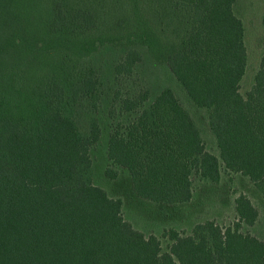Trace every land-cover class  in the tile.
<instances>
[{"label": "trees", "instance_id": "1", "mask_svg": "<svg viewBox=\"0 0 264 264\" xmlns=\"http://www.w3.org/2000/svg\"><path fill=\"white\" fill-rule=\"evenodd\" d=\"M235 2L0 0V264H264V242L242 232L259 217L245 194L232 226L165 230L164 247L93 180L92 151L107 136V176L126 172L141 200L188 204L197 182H221L222 168L264 194V56L243 95ZM107 45L127 50L108 90L89 62ZM139 48L204 113L219 155L173 89L123 80L143 60Z\"/></svg>", "mask_w": 264, "mask_h": 264}, {"label": "rangeland", "instance_id": "2", "mask_svg": "<svg viewBox=\"0 0 264 264\" xmlns=\"http://www.w3.org/2000/svg\"><path fill=\"white\" fill-rule=\"evenodd\" d=\"M234 13L245 26L248 67L241 82V93L246 95L254 84V76L264 56V0H236ZM139 49L143 53V60L137 66L134 75L123 80H132L131 84L135 87H148L153 94L159 93L166 87L173 89L183 107L191 113L200 128L208 151L219 155L204 113L190 103L184 89L177 83L165 63L149 56L144 48ZM126 52L125 48L107 45L100 47L99 51L89 59L91 66L99 71L107 90L111 86L108 82L113 80V66L125 56ZM113 88L115 87L112 84ZM108 108L107 105L101 107L105 117ZM107 132L106 129L105 135ZM106 142L107 136H103L92 151L94 183L106 190L111 197L123 199L125 220L147 237L156 235L161 238L162 233L169 229L188 234L196 224L207 220H215L223 228L232 226L237 221L235 200L241 194H245L257 208L259 217L254 226L244 225L242 232L250 233L264 242V194L249 179L240 174L229 173L222 168L220 183H196L194 197L190 203L178 206L154 204L136 196L126 172L119 170L116 179L107 176L106 170L110 162L107 158ZM161 240L166 247L168 242L162 238Z\"/></svg>", "mask_w": 264, "mask_h": 264}]
</instances>
